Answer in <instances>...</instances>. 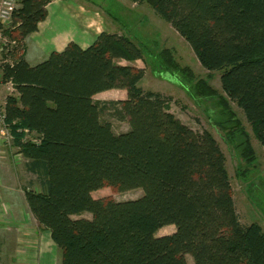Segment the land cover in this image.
Masks as SVG:
<instances>
[{
  "label": "trees",
  "instance_id": "trees-1",
  "mask_svg": "<svg viewBox=\"0 0 264 264\" xmlns=\"http://www.w3.org/2000/svg\"><path fill=\"white\" fill-rule=\"evenodd\" d=\"M51 1L18 0L5 30L16 45L2 54L0 70L2 81L16 89L6 98L5 121L40 184L24 190L26 201L61 251L60 264H188L186 254L195 264H264V228L241 222L218 140L171 112V96L140 87L145 68L121 63H147L136 42L103 31L88 47L70 42L36 65L20 54ZM132 1L149 4L170 23L209 77L221 71L224 94L181 65L172 48L158 57L163 69L193 83L196 94L218 100L216 124L243 168L252 165L257 154L231 102L264 147V0ZM114 88L126 89L127 97L94 98ZM109 106L128 118V130L117 133L102 120ZM107 186L140 188L143 195L122 201L93 196ZM83 212L92 217H73ZM170 224L173 233L157 235Z\"/></svg>",
  "mask_w": 264,
  "mask_h": 264
},
{
  "label": "rangeland",
  "instance_id": "rangeland-1",
  "mask_svg": "<svg viewBox=\"0 0 264 264\" xmlns=\"http://www.w3.org/2000/svg\"><path fill=\"white\" fill-rule=\"evenodd\" d=\"M75 1L88 8L93 7L100 12H105L106 24L111 30L121 32L143 49L147 63L141 59L133 61L135 66L145 68V74L140 79L139 86L171 96V112L194 130L206 129L215 136L226 155V165L241 222L245 225L257 222L264 228V147L255 135L243 110L235 102H231L237 117L241 119L249 132L257 154L254 163L244 168L245 161L232 147L233 144L228 142L225 132L216 124L220 119L218 100L196 94L193 83L187 81L180 71L163 69L158 57L164 48H172L175 58L181 65L190 66L197 78L207 79L214 88L224 94L220 79L221 71L216 70L213 77H209V71L202 66L189 43L147 3L139 4L132 0ZM129 62L123 60L121 63L130 64ZM134 63L131 64L134 65ZM11 84L14 86L11 81L3 82L0 76V93L2 90L3 94L7 91L13 95L12 92L16 89L14 86V90H10ZM1 85H6V89ZM126 93V89L114 88L95 95V99L119 100L125 98ZM5 105L6 100L0 101V249L2 250L0 262H5L9 255L13 257L11 264L12 262L13 264H40L42 258L48 253L45 250L50 248L52 240L49 230L41 227L31 214L24 192L28 188L40 189V184L35 174L27 170V160L14 145V136L5 121ZM102 120L109 121L117 133L128 130L130 126L128 118H118L113 114L110 106L102 114ZM32 138L34 136L28 134L26 139ZM243 169L245 170L239 174V171ZM142 195L143 190L140 188L122 191L109 186L93 192L95 198L118 201L136 199ZM73 217L91 218L92 215L89 212H83ZM175 230V225H166L158 230L157 235L171 234ZM186 258L188 264H195L190 254H186ZM54 259L56 260L54 264H60L59 248L55 250ZM47 263L43 262V264Z\"/></svg>",
  "mask_w": 264,
  "mask_h": 264
},
{
  "label": "crops",
  "instance_id": "crops-1",
  "mask_svg": "<svg viewBox=\"0 0 264 264\" xmlns=\"http://www.w3.org/2000/svg\"><path fill=\"white\" fill-rule=\"evenodd\" d=\"M47 10V17L39 22L38 30L29 34L23 41V48L20 54H22L31 65H36L44 61L53 51L64 50L70 42H76L81 47L86 48L92 44L96 37L103 31L122 34L121 32L109 28L106 24L105 12H100L97 8L93 7L88 8L77 3L75 0H53L47 5ZM129 63L131 64L134 62ZM134 65L136 64L134 63ZM0 76H2L1 70ZM5 86L6 85H1V87L6 89L7 86ZM3 92L4 91L1 90L0 101L5 102L7 96L11 93L6 91L3 94ZM12 93L16 94V90ZM49 235L51 237L50 231ZM56 248L58 247L52 240L50 248L45 250L48 253L42 258L40 264H43V262L54 264L56 262L54 259ZM14 252L15 251H13V253ZM1 255L2 250L0 249V261ZM6 258L7 260L4 259L5 262H0V264H11L13 257H9L8 255Z\"/></svg>",
  "mask_w": 264,
  "mask_h": 264
},
{
  "label": "built area",
  "instance_id": "built-area-1",
  "mask_svg": "<svg viewBox=\"0 0 264 264\" xmlns=\"http://www.w3.org/2000/svg\"><path fill=\"white\" fill-rule=\"evenodd\" d=\"M18 0H0V55L9 51L16 45V41L12 40L5 30L11 26L14 12L18 7ZM3 60V57H2ZM10 90H14V86H9ZM5 116V115H4Z\"/></svg>",
  "mask_w": 264,
  "mask_h": 264
}]
</instances>
